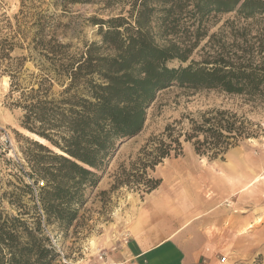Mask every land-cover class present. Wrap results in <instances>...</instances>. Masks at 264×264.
<instances>
[{
	"label": "trees",
	"instance_id": "obj_1",
	"mask_svg": "<svg viewBox=\"0 0 264 264\" xmlns=\"http://www.w3.org/2000/svg\"><path fill=\"white\" fill-rule=\"evenodd\" d=\"M131 7L130 20L91 19L100 40L80 47L55 34L47 38L39 28L31 41L36 56L12 58L16 48L23 49L15 42L20 33L0 38V73L10 78L11 95L18 94L22 128L50 145H31L37 154L28 161L36 174L33 190L27 188L38 205L30 221L22 217L29 213L15 217L0 210V264H55L59 254L45 228L52 220L62 231L73 225L120 146L143 131L160 93L175 87L215 91L264 107V0H138ZM212 14L234 17L208 37ZM207 38L199 60H192ZM29 58L40 74H32L25 87L21 73ZM247 124L233 112L213 111L184 136L192 142L202 134L196 151L217 159L250 138ZM172 133L168 127L137 173L125 174L113 190L139 178L146 193L156 190L161 181L147 180V171L181 149L183 135Z\"/></svg>",
	"mask_w": 264,
	"mask_h": 264
},
{
	"label": "rangeland",
	"instance_id": "obj_2",
	"mask_svg": "<svg viewBox=\"0 0 264 264\" xmlns=\"http://www.w3.org/2000/svg\"><path fill=\"white\" fill-rule=\"evenodd\" d=\"M108 2H111L110 5ZM134 2L138 0H0V38L10 39L15 32L20 33L15 42L19 41L23 49L16 48L11 54L12 58L36 56L37 52L31 46V41L39 28L43 29L47 38L55 34L64 43L80 47L83 42L100 40L99 27L94 26L91 19L107 21L124 17L130 20L129 12ZM233 17L234 14H212L206 25L209 28L208 37L217 33L226 20ZM207 41L208 38L194 51L192 60H199V51ZM171 65H178V62ZM32 74H40V71L35 66V61L29 58L21 73L23 86H29ZM17 98L18 94L11 95L10 78L0 73V210L15 217L29 213V216L22 217L30 221V216L34 214L33 207L38 205L37 198L32 200L27 188L30 186L33 190L32 176L36 174L28 161L31 154H37V150L31 145L34 141L48 147L50 145L22 128L24 112L15 105ZM213 111H230L244 118L250 134V138L240 140L217 159H211L208 156H212L211 153L201 155L196 151L194 143L204 140L202 134L192 142H187L184 136L191 134L194 122L200 124L201 117ZM168 127L171 128L174 138L183 135L180 138L181 149L173 151L171 157L163 160L154 170L149 169L147 180L162 181L165 170L176 164L212 171L215 182L219 184L214 192H207L205 196L209 197L215 212H218L213 220L214 227L218 229L214 232L220 236L214 243L221 249L218 257L228 256L229 264H264V246L254 250L253 237L249 238L246 233L247 236L241 235L238 239L237 229H234L235 224H238L234 219L237 218H233V221L226 220L233 216L236 200H233L232 195L231 200L222 202L220 186L222 166L231 155L246 161V167L241 168L245 169L246 174L251 162H263L262 176L264 175V107L215 91L194 92L176 87L157 96L147 111L143 131L120 146L101 183L96 189L87 192L85 204L79 210L73 225L67 231H62L59 223L52 220L50 226L45 228L49 236L58 239L60 252L63 254L62 256L58 253L59 258L55 264H102L98 260L101 252L106 253L107 264L126 263L117 260V256L126 248L119 246L124 232L127 231L125 222L134 211L135 200H140L148 193L145 192L142 178H139V183L131 179L128 186L123 185L115 190L113 186L117 180H125V174L137 173L141 161L145 162V154H149L158 145V140ZM3 134H8L10 143L2 142ZM154 139L156 140L151 142ZM164 140L169 142V139ZM56 152L61 154L58 150ZM176 152L180 154L178 157H175ZM191 166H187L189 169L184 168V174L181 171L177 174L191 175L195 171ZM41 181L44 180L40 178ZM262 185L264 187L263 183ZM254 203L257 206V195L247 191L244 202L246 215L253 214ZM205 204H201V207ZM261 207H264V193ZM224 210H229L228 216L222 214Z\"/></svg>",
	"mask_w": 264,
	"mask_h": 264
},
{
	"label": "crops",
	"instance_id": "obj_3",
	"mask_svg": "<svg viewBox=\"0 0 264 264\" xmlns=\"http://www.w3.org/2000/svg\"><path fill=\"white\" fill-rule=\"evenodd\" d=\"M245 165V160L232 155L223 164L221 199L228 202L233 195V200H236L233 216L226 220L233 221L236 217L234 220L238 224L234 229H237L238 239L247 233L249 238L253 237L252 246L256 250L264 246V207H261L263 162H251L248 174L241 169ZM187 166L191 165L170 166L156 190L135 200L134 211L124 226L130 241L117 260L127 264H222L221 257H218L221 249L214 244L220 237L214 232L218 229L213 225L218 212L205 196L207 192H214L219 183L215 182L212 171L196 170L194 166H191L195 169L191 175L177 174L179 171L184 174V168L189 169ZM247 191L258 198L250 215H246L244 206ZM201 204L205 205L201 207ZM228 212L224 210L222 214L228 216ZM222 257L227 259L225 264H229V257Z\"/></svg>",
	"mask_w": 264,
	"mask_h": 264
},
{
	"label": "built area",
	"instance_id": "obj_4",
	"mask_svg": "<svg viewBox=\"0 0 264 264\" xmlns=\"http://www.w3.org/2000/svg\"><path fill=\"white\" fill-rule=\"evenodd\" d=\"M2 142H4V143H10L11 142L8 134H3L2 135ZM43 185H44L43 183H40L39 184L40 187H43ZM50 238H51V244H52L54 250L57 253H60L61 254V252H60V244H59L58 239L57 238H54V237H51V236H50ZM129 241H130V235H129V233L127 231H125L124 232V235H123V237H122V239L120 241V245L119 246H121V247H127L128 244H129ZM115 250H116V248L113 249V251H115ZM61 255L63 256V254H61ZM106 258H107V256H106V253H104V252L103 253L101 252L99 254V256H98V260H99V262H103L102 264H107V263H105V260H107ZM226 261H227V259L225 257H222L220 259V262L222 264H225ZM121 264H126V263H121Z\"/></svg>",
	"mask_w": 264,
	"mask_h": 264
},
{
	"label": "bare ground",
	"instance_id": "obj_5",
	"mask_svg": "<svg viewBox=\"0 0 264 264\" xmlns=\"http://www.w3.org/2000/svg\"><path fill=\"white\" fill-rule=\"evenodd\" d=\"M263 176H264V175H263ZM262 179H264V177H262ZM91 244H92L91 246H92V248H93L94 243L92 242Z\"/></svg>",
	"mask_w": 264,
	"mask_h": 264
}]
</instances>
